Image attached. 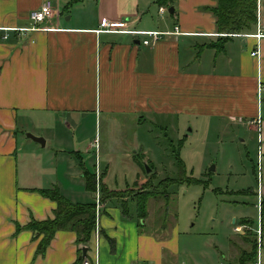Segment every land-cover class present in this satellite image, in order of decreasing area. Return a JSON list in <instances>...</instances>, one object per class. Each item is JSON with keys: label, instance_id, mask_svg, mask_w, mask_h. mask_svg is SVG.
<instances>
[{"label": "crops", "instance_id": "1", "mask_svg": "<svg viewBox=\"0 0 264 264\" xmlns=\"http://www.w3.org/2000/svg\"><path fill=\"white\" fill-rule=\"evenodd\" d=\"M44 1L0 0V264H202L199 239L181 243L177 228L150 226L135 201L125 211L115 201L100 203V184L117 187L110 184L114 156L94 152V137L102 123L136 131L153 118L183 127L185 118L211 119L241 127L256 143L259 128L264 155V93L261 102L257 95L264 39L252 37L257 24L264 28V8L257 0L252 31L226 41L207 10L214 0H174L173 14L165 7L160 13L155 0H50L52 15L39 30H4L30 27L29 14ZM101 21L161 35L144 46L142 35L101 32ZM26 134L42 138L44 147ZM122 156L133 163L131 186L140 166L133 155ZM93 158L107 167L89 193L82 176ZM53 189L71 204L95 203L96 223L87 243L60 229L40 255L42 237L26 226L54 218L56 203L39 192ZM237 235L231 264L247 250Z\"/></svg>", "mask_w": 264, "mask_h": 264}, {"label": "rangeland", "instance_id": "2", "mask_svg": "<svg viewBox=\"0 0 264 264\" xmlns=\"http://www.w3.org/2000/svg\"><path fill=\"white\" fill-rule=\"evenodd\" d=\"M259 6L264 8V0H259ZM183 125L153 118L141 122L133 131L128 125L108 128L102 123L94 137V152L114 156L110 184L117 190L110 191L117 198L101 199L100 194V203H127L129 208V201H145L144 212L137 214L147 218L150 226H161L164 221L177 228L181 243L199 239L202 264H231L230 248L238 236L233 228H251L240 234L247 248L238 254L241 258L244 252L256 250L254 232L259 220L264 225V197L262 212L257 210V197L264 192V155L259 179L255 135L219 120L185 118ZM122 152L133 155L134 163L143 165L131 186L126 184L134 178L133 163L119 157ZM95 161L89 160V169L85 168L93 171L97 180L99 171L104 172L107 165L103 166L102 160ZM166 180L170 183L164 185Z\"/></svg>", "mask_w": 264, "mask_h": 264}, {"label": "trees", "instance_id": "3", "mask_svg": "<svg viewBox=\"0 0 264 264\" xmlns=\"http://www.w3.org/2000/svg\"><path fill=\"white\" fill-rule=\"evenodd\" d=\"M216 5L207 10L215 18L216 30L224 35L221 41H226L232 35H238L252 31L256 22L257 0H214ZM174 0H155L158 7L170 8ZM222 48V46L220 47ZM81 166V164H80ZM140 167L143 165L139 164ZM145 170V169H144ZM85 188L89 193H95L97 182L94 175L84 167L83 176ZM170 183L169 180L163 181L164 185ZM100 194L105 198H117L114 192L108 190L104 184H100ZM44 197L56 203L57 208L52 220L43 222L31 221L26 230H30L42 237L37 245L36 253L43 254L53 238L54 234L60 229H70L78 233V242L87 243L90 235L95 228L96 207L95 203L71 204L59 193L53 190L39 191ZM99 198V201H101ZM133 200V199H132ZM138 213H143L145 201L143 203L134 199ZM122 210L125 211L127 203H120ZM142 216V215H141ZM247 223V222H243ZM255 250L251 253L244 252L237 264H249L252 262Z\"/></svg>", "mask_w": 264, "mask_h": 264}, {"label": "built area", "instance_id": "4", "mask_svg": "<svg viewBox=\"0 0 264 264\" xmlns=\"http://www.w3.org/2000/svg\"><path fill=\"white\" fill-rule=\"evenodd\" d=\"M165 10L163 8H159V12L163 13ZM52 15V3L50 0H45L39 9L32 11L29 14V21L31 22V26L28 28H10V29H4L5 31H15V32H23V31H37L39 30L38 26L43 24L44 22H46L48 19H50ZM126 22H108V21H101L99 28L101 32H106V33H120V34H131V35H142L147 37L146 40H143L142 44L144 46L149 45L151 42H154L156 40H158V38L160 37V33H156V32H139V31H130V30H126ZM174 32H176V34H178V28L175 27L174 28ZM253 38H255L257 41L264 39V28L261 27L260 25L257 24V29L255 34L252 35ZM5 38V37H4ZM258 55L257 50L251 53L252 57H255ZM264 93V85H262L261 83L258 84L257 87V95L259 98V102L260 101V95ZM257 123V125H259L260 123V119H257V121L255 122ZM256 133H257V177L260 179V177L262 176L261 172H262V165H261V158L263 156V149H262V138H261V134H260V129L257 128L256 129ZM98 203V201H96V204ZM233 231L237 234H241L242 232L245 231H251L250 227H247L245 225L239 226V227H234ZM255 236L257 238V249H256V256H255V263L254 264H264L263 263V249H262V245H261V230H260V226L258 225L257 230L254 232ZM84 264H88L86 261L84 262Z\"/></svg>", "mask_w": 264, "mask_h": 264}, {"label": "water", "instance_id": "5", "mask_svg": "<svg viewBox=\"0 0 264 264\" xmlns=\"http://www.w3.org/2000/svg\"><path fill=\"white\" fill-rule=\"evenodd\" d=\"M168 13H169V14H173V13H174V10H173L172 7L168 8ZM26 137L29 138V139H31L32 141H34V142L40 144V146H42V147H44V145H45V144H44V140H43L42 138L34 137V136H32L31 134H26ZM144 167H145L146 171L149 172L148 167H147V166H144ZM82 253H83L84 255L86 254V249H85V248L82 249Z\"/></svg>", "mask_w": 264, "mask_h": 264}]
</instances>
